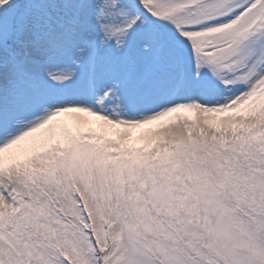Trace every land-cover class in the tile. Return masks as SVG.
<instances>
[{
    "label": "snow or ice",
    "instance_id": "snow-or-ice-1",
    "mask_svg": "<svg viewBox=\"0 0 264 264\" xmlns=\"http://www.w3.org/2000/svg\"><path fill=\"white\" fill-rule=\"evenodd\" d=\"M0 264H264V0H0Z\"/></svg>",
    "mask_w": 264,
    "mask_h": 264
}]
</instances>
